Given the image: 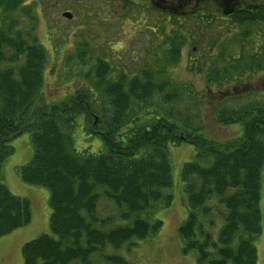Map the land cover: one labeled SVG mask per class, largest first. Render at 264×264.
Wrapping results in <instances>:
<instances>
[{
	"label": "trees",
	"instance_id": "obj_1",
	"mask_svg": "<svg viewBox=\"0 0 264 264\" xmlns=\"http://www.w3.org/2000/svg\"><path fill=\"white\" fill-rule=\"evenodd\" d=\"M17 1L3 0L0 6L15 11ZM166 17L170 21L157 35H164L158 46L163 58L152 65L146 62L151 72L147 67L139 75H128L126 66L99 57L64 96L47 100V51L0 16V237L32 219L29 200L14 195L3 182L4 163L15 152L11 141L25 133L31 136L34 155L20 168V177L26 184L48 188L52 209L51 232L24 244V264H95L101 259L129 264L124 256L107 250L135 246L160 232L164 222L157 213L170 206L174 196L171 147L183 143L196 149L194 160L181 172L188 207L179 227L183 253L196 251L199 264H258L264 103L239 109L222 106L220 122L238 124L242 133L231 140H215L201 127L191 126L174 107L183 97L178 83L168 79V71L193 45L188 68L203 74L211 92L261 76L264 42L256 43L257 28L264 26V8L247 18L242 12L233 15L230 24L240 31L235 47L241 52L236 56L227 50L225 37L232 28H217L209 17ZM50 34L56 62L68 37ZM84 55L80 59L87 64ZM259 92L228 98L244 103ZM83 136L99 137L98 150L79 149L76 138ZM103 197L119 209L118 216H98ZM216 207L220 215L215 214Z\"/></svg>",
	"mask_w": 264,
	"mask_h": 264
},
{
	"label": "rangeland",
	"instance_id": "obj_2",
	"mask_svg": "<svg viewBox=\"0 0 264 264\" xmlns=\"http://www.w3.org/2000/svg\"><path fill=\"white\" fill-rule=\"evenodd\" d=\"M3 0H0L2 4ZM7 1V0H5ZM92 5H87L83 0H18L15 11H5L0 6V16L8 24H15L18 33L26 36L29 42L36 41L47 51L49 61L46 69L45 95L47 100H54L64 96L72 87L73 81L81 79L87 71H91L96 58L107 56L115 60V65L126 66L128 75H139L140 71L150 68L148 65L155 64L161 60L162 53L158 49L159 28L168 22L167 17L161 16L152 10V20L148 26L142 14L138 13L142 8L131 2L129 7L121 5L115 0H103L104 11L99 6V0H91ZM64 3V4H63ZM86 4V6H85ZM69 11L74 15L72 20L62 16V13ZM132 17V21L126 22V17ZM138 19H142L139 24ZM209 21L218 24L217 28L231 29L226 34L227 50L230 54L238 55L241 48L236 49L235 37L240 31L233 27L230 21L221 17L209 18ZM170 21V20H169ZM184 23V22H183ZM59 32L66 35L68 40L63 45L62 56L55 62V54L51 45V34ZM30 36L27 37V33ZM256 44L264 42L262 33L264 26L257 28ZM253 36L247 40V44ZM64 38V36H61ZM112 44H109V43ZM113 42H117L113 44ZM190 45L183 50L178 61L170 67L169 80L177 82L175 85L183 97L174 104V107L182 113V117L190 119V125L201 127L202 131L209 138L227 141L241 135V126L238 124H224L220 122L218 110L224 108L247 106L251 103H264V71L259 77L246 84L231 85L222 88L220 92L215 88L213 92L207 90V85L202 79L201 72L190 70L188 65L192 64L194 53ZM87 64L80 59L85 56ZM119 59V60H118ZM148 62V65L147 63ZM119 71V70H118ZM204 73V72H203ZM194 86H192V84ZM80 84V83H79ZM78 83H75V86ZM248 85L249 87H245ZM254 85L256 87H254ZM258 88V89H256ZM194 90V91H193ZM261 92H259V91ZM259 92L257 98L247 102L231 101L238 93ZM182 92V93H181ZM195 92L197 97L191 95ZM227 98V99H226ZM168 108V107H167ZM31 136L25 133L11 141L15 152L10 155L3 166V182L9 190L20 198L29 200L31 207V222L22 228L0 237V264H24L22 249L24 244L30 242L43 234L51 232L50 217L52 209L50 206V191L43 186L29 185L22 181L19 170L27 165L33 158L34 150L31 145ZM100 138L97 136H83V140L76 138V145L79 149L89 147L93 151L98 150ZM196 149L192 144L183 143L171 147V161L173 165L174 186L171 189L173 201L167 208H160L157 217L163 220V227L160 232L151 238L138 241L135 246H124L119 250L108 249L109 253L124 256L129 264H199L196 251L187 254L183 253L184 244L181 240L179 227L187 218L188 207L185 205L181 172L186 162L194 160ZM215 208L214 203L211 205ZM220 207H216L215 214H219ZM260 210L262 214V231L256 240L259 253L258 264H264V170L262 174V188ZM119 209L103 197L98 211L100 218L118 216ZM220 215V214H219ZM215 222L221 223L217 215L213 216ZM208 223L207 221L205 222ZM103 228V226H101ZM219 227V226H218ZM104 227L103 229H109ZM101 256H95L94 261ZM95 264H108L103 259L97 260Z\"/></svg>",
	"mask_w": 264,
	"mask_h": 264
},
{
	"label": "flooded vegetation",
	"instance_id": "obj_3",
	"mask_svg": "<svg viewBox=\"0 0 264 264\" xmlns=\"http://www.w3.org/2000/svg\"><path fill=\"white\" fill-rule=\"evenodd\" d=\"M63 1L64 0H58ZM102 11H104V2L99 0ZM120 2L121 5L129 7L131 2L141 6V10L138 12L144 16L146 24L148 26L150 19L152 18V10L159 13L161 16H175L178 20L187 18H202L205 20L207 17L215 18L223 17L224 19L231 21L233 15L237 12H242L244 18L251 16L254 12L262 10L264 8V0H115ZM64 4V3H63ZM136 4V3H135ZM67 12V11H65ZM64 13V12H63ZM62 13V16H63ZM126 17V22L132 21V17ZM74 18V17H73ZM72 20V19H70ZM139 24L142 23V19H138ZM261 36H264L262 33ZM260 38V37H258ZM114 43V42H113ZM115 42L114 44H116ZM109 44H112L111 42Z\"/></svg>",
	"mask_w": 264,
	"mask_h": 264
},
{
	"label": "water",
	"instance_id": "obj_4",
	"mask_svg": "<svg viewBox=\"0 0 264 264\" xmlns=\"http://www.w3.org/2000/svg\"><path fill=\"white\" fill-rule=\"evenodd\" d=\"M63 17L70 20L73 18V14L69 11L63 13Z\"/></svg>",
	"mask_w": 264,
	"mask_h": 264
},
{
	"label": "bare ground",
	"instance_id": "obj_5",
	"mask_svg": "<svg viewBox=\"0 0 264 264\" xmlns=\"http://www.w3.org/2000/svg\"><path fill=\"white\" fill-rule=\"evenodd\" d=\"M149 71L148 72H151L152 71V68L148 69Z\"/></svg>",
	"mask_w": 264,
	"mask_h": 264
}]
</instances>
